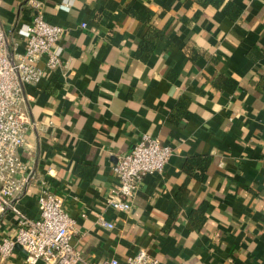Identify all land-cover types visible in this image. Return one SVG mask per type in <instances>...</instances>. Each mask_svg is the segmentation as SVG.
Listing matches in <instances>:
<instances>
[{"label":"crops","instance_id":"0c3cea01","mask_svg":"<svg viewBox=\"0 0 264 264\" xmlns=\"http://www.w3.org/2000/svg\"><path fill=\"white\" fill-rule=\"evenodd\" d=\"M40 1L65 32L59 65L40 56L41 78L24 86L19 208L37 218L43 190L63 198L83 258L67 264L140 248L156 264H264V0ZM33 15L27 0H0L10 53ZM143 134L172 153L114 208L112 166ZM13 233L7 213L0 243ZM24 258L16 246L0 264Z\"/></svg>","mask_w":264,"mask_h":264},{"label":"built area","instance_id":"2783aa9c","mask_svg":"<svg viewBox=\"0 0 264 264\" xmlns=\"http://www.w3.org/2000/svg\"><path fill=\"white\" fill-rule=\"evenodd\" d=\"M34 15L30 24L17 33L24 39L21 53H10L0 29V219L7 213L14 217V233L3 238L0 256H9L16 246L25 252L26 264L42 260L49 264L82 262L83 258L70 242L72 220L63 207V198L45 189L39 195L37 218L28 217L18 206L27 177L18 150L25 145L27 117L23 111L26 100L24 86L35 84L42 76L37 66L40 56H46L48 69L60 63L61 48L56 45L63 36V27L44 19L40 0H27ZM84 26V24H83ZM172 153L169 145L158 138L143 134L131 150L120 155L112 166L118 180L108 198L117 209H129L143 177L161 172ZM102 226L113 225L98 219ZM145 248L138 249L123 261L110 259L102 264H156Z\"/></svg>","mask_w":264,"mask_h":264}]
</instances>
